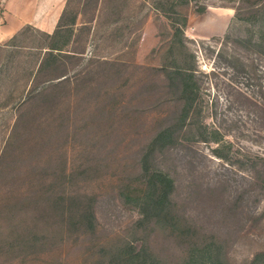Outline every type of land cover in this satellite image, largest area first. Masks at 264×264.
Masks as SVG:
<instances>
[{
	"label": "rangeland",
	"instance_id": "obj_1",
	"mask_svg": "<svg viewBox=\"0 0 264 264\" xmlns=\"http://www.w3.org/2000/svg\"><path fill=\"white\" fill-rule=\"evenodd\" d=\"M258 1L73 0L77 31L50 44L62 53L46 57L30 24L0 39V264L107 263L127 243L173 264L213 237L228 264L264 251V173L242 155L264 154ZM197 122L224 132L227 158ZM144 166L173 180L176 221L138 225L123 191Z\"/></svg>",
	"mask_w": 264,
	"mask_h": 264
},
{
	"label": "trees",
	"instance_id": "obj_2",
	"mask_svg": "<svg viewBox=\"0 0 264 264\" xmlns=\"http://www.w3.org/2000/svg\"><path fill=\"white\" fill-rule=\"evenodd\" d=\"M203 8V6H198V9ZM241 7H237V18L242 20L244 19L241 16ZM257 10L259 12V16L262 17L264 23V0H260L257 3ZM263 25V24H262ZM46 33V32H45ZM48 39H50V34L46 33ZM14 36V35H13ZM254 37V36H252ZM254 42L264 49V27L260 30V33L256 37H254ZM250 42V41H248ZM49 48L44 52V55L47 56H55L56 54L62 53L61 51H53L54 48L57 49L54 45L48 46ZM53 49V50H52ZM58 52V53H55ZM244 72H247L245 67H241ZM173 71L176 76H172L173 79L178 78V76L183 77L186 75L187 77L193 76L194 67H185L181 65H175ZM30 82L26 89V94L28 97L34 94L37 90V84L31 85ZM183 90L189 88V84L187 82L183 83ZM26 86V85H25ZM190 99V98H189ZM259 103L261 109L264 110V93L260 94ZM190 103H184V107L182 113L179 117L180 124L186 125L187 119L191 120L193 112L189 115L188 108ZM198 136L203 141L213 142L216 145L213 146V152L218 157L227 158L226 155H223L220 152L221 147L227 146L230 149L232 142L230 140L225 139V134L218 127L208 125L207 123H198L197 122ZM174 130L170 127L164 128L156 137L155 140H166V138H170L173 134ZM248 154H242L243 158L246 162H250L251 164L257 163L259 165V174L264 173V154L263 153H253L249 150H246ZM253 153V155H250ZM143 187L140 189H132V191H123L126 200L128 202H132L137 208L140 214V218L138 220V225L144 221L154 220L156 223L172 222L177 220V216L171 211L170 204V194L173 190V180L161 169L154 168L149 169L147 166L143 167ZM261 169V171H260ZM264 187V185H263ZM172 226L174 224H171ZM186 231H190L186 230ZM98 264H165L163 260H161L157 255L153 254L146 247L141 245L140 247H135L130 243L126 245L119 246L116 248L114 255L110 258L107 263H98ZM173 264H228L223 257V246L217 241L214 237L204 240L202 243H191L189 249L185 254H183L179 260H177ZM246 264H264V251L257 253L254 255L251 261Z\"/></svg>",
	"mask_w": 264,
	"mask_h": 264
},
{
	"label": "crops",
	"instance_id": "obj_3",
	"mask_svg": "<svg viewBox=\"0 0 264 264\" xmlns=\"http://www.w3.org/2000/svg\"><path fill=\"white\" fill-rule=\"evenodd\" d=\"M73 0H0V39L13 35L25 24H30L50 36L48 44L66 30L65 42L79 26V9L73 7ZM75 9V10H74ZM69 10V11H68ZM0 15V17H1ZM71 37V38H70Z\"/></svg>",
	"mask_w": 264,
	"mask_h": 264
}]
</instances>
